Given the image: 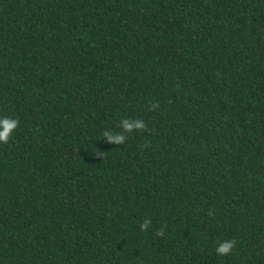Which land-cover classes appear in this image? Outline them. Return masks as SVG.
<instances>
[{
	"label": "trees",
	"instance_id": "trees-1",
	"mask_svg": "<svg viewBox=\"0 0 264 264\" xmlns=\"http://www.w3.org/2000/svg\"><path fill=\"white\" fill-rule=\"evenodd\" d=\"M0 118V264H264V0H0Z\"/></svg>",
	"mask_w": 264,
	"mask_h": 264
},
{
	"label": "clouds",
	"instance_id": "clouds-1",
	"mask_svg": "<svg viewBox=\"0 0 264 264\" xmlns=\"http://www.w3.org/2000/svg\"><path fill=\"white\" fill-rule=\"evenodd\" d=\"M159 105L158 104H153L151 106V108L149 109V111L157 108ZM19 124V121L17 119H13V118H0V143H4L7 144L12 132L17 128ZM124 127L125 130L127 131H131L133 128V125L127 121L124 122ZM134 127L139 130V131H145L147 130V125L145 124L144 121L141 120H137L135 122ZM109 140H115L117 143L123 144L125 142V137L121 134V135H117V136H109ZM149 224V221H145L144 224L141 225L142 230L147 228ZM159 235H163V230H161L159 233ZM236 244L235 240H226L217 250V254L218 255H229L234 246Z\"/></svg>",
	"mask_w": 264,
	"mask_h": 264
}]
</instances>
